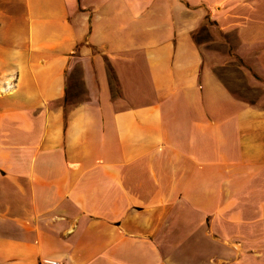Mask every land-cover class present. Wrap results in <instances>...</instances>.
I'll use <instances>...</instances> for the list:
<instances>
[{
    "label": "crops",
    "instance_id": "obj_1",
    "mask_svg": "<svg viewBox=\"0 0 264 264\" xmlns=\"http://www.w3.org/2000/svg\"><path fill=\"white\" fill-rule=\"evenodd\" d=\"M0 264H264V0H0Z\"/></svg>",
    "mask_w": 264,
    "mask_h": 264
},
{
    "label": "rangeland",
    "instance_id": "obj_2",
    "mask_svg": "<svg viewBox=\"0 0 264 264\" xmlns=\"http://www.w3.org/2000/svg\"><path fill=\"white\" fill-rule=\"evenodd\" d=\"M198 36L200 40L206 39L207 32L201 30ZM218 73L237 95L254 99L263 91L261 86L254 87L250 84L247 75L241 68L240 61H234L224 68H218Z\"/></svg>",
    "mask_w": 264,
    "mask_h": 264
},
{
    "label": "trees",
    "instance_id": "obj_3",
    "mask_svg": "<svg viewBox=\"0 0 264 264\" xmlns=\"http://www.w3.org/2000/svg\"><path fill=\"white\" fill-rule=\"evenodd\" d=\"M110 75H111L112 82L115 83V75L112 72L111 68H110Z\"/></svg>",
    "mask_w": 264,
    "mask_h": 264
}]
</instances>
